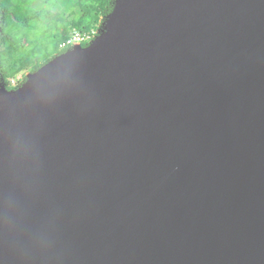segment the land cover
Masks as SVG:
<instances>
[{
  "label": "water",
  "instance_id": "1",
  "mask_svg": "<svg viewBox=\"0 0 264 264\" xmlns=\"http://www.w3.org/2000/svg\"><path fill=\"white\" fill-rule=\"evenodd\" d=\"M0 264H264V0H115L0 84Z\"/></svg>",
  "mask_w": 264,
  "mask_h": 264
},
{
  "label": "trees",
  "instance_id": "2",
  "mask_svg": "<svg viewBox=\"0 0 264 264\" xmlns=\"http://www.w3.org/2000/svg\"><path fill=\"white\" fill-rule=\"evenodd\" d=\"M114 2L70 0L62 8L58 0H0V84L5 83L9 90L16 89L9 80L23 70L34 73L68 51L61 45L74 30L83 34L100 30ZM17 11L21 18H17ZM38 35L47 43L46 55H41L34 44Z\"/></svg>",
  "mask_w": 264,
  "mask_h": 264
},
{
  "label": "built area",
  "instance_id": "3",
  "mask_svg": "<svg viewBox=\"0 0 264 264\" xmlns=\"http://www.w3.org/2000/svg\"><path fill=\"white\" fill-rule=\"evenodd\" d=\"M99 33H100V30H93L91 32V34H89V33L88 34H83V33H80L77 30H74L73 33L71 34V37L66 42H64L61 45V47L62 48H67V49H71V48H73L74 46H76L78 44H81V45L84 44V43L90 44L97 38ZM9 81H10V85L11 86L17 88V86H18V77L12 78Z\"/></svg>",
  "mask_w": 264,
  "mask_h": 264
},
{
  "label": "rangeland",
  "instance_id": "4",
  "mask_svg": "<svg viewBox=\"0 0 264 264\" xmlns=\"http://www.w3.org/2000/svg\"><path fill=\"white\" fill-rule=\"evenodd\" d=\"M58 2L61 3V6L62 8H65V6L67 5L68 2H70V0H58ZM16 16L17 18H21L22 17V14L20 12H16ZM104 20V19H103ZM39 39L36 40V42L34 43L36 45V48L39 50V52L41 53V55H46L48 54L47 51V43L45 42L44 43V39H43V36H40L38 35ZM49 51H50V48H49ZM53 53L56 54V52L53 50ZM27 74H29V71H21L17 74V77H18V86L20 87L23 83H25L26 81V77H27ZM25 76V78H24ZM17 86V88H18Z\"/></svg>",
  "mask_w": 264,
  "mask_h": 264
},
{
  "label": "bare ground",
  "instance_id": "5",
  "mask_svg": "<svg viewBox=\"0 0 264 264\" xmlns=\"http://www.w3.org/2000/svg\"><path fill=\"white\" fill-rule=\"evenodd\" d=\"M76 46H78V45H76Z\"/></svg>",
  "mask_w": 264,
  "mask_h": 264
}]
</instances>
